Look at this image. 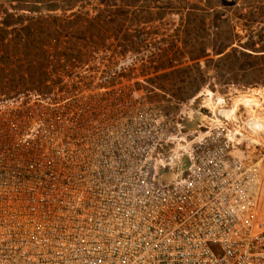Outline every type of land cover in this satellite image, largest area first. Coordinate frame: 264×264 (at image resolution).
Masks as SVG:
<instances>
[{"label":"built area","instance_id":"2783aa9c","mask_svg":"<svg viewBox=\"0 0 264 264\" xmlns=\"http://www.w3.org/2000/svg\"><path fill=\"white\" fill-rule=\"evenodd\" d=\"M108 56L91 68L133 63L129 50ZM74 63L46 71L90 66ZM122 86L0 93V264H264L262 141L213 123L195 130L183 174L157 177L182 148Z\"/></svg>","mask_w":264,"mask_h":264},{"label":"rangeland","instance_id":"374dc122","mask_svg":"<svg viewBox=\"0 0 264 264\" xmlns=\"http://www.w3.org/2000/svg\"><path fill=\"white\" fill-rule=\"evenodd\" d=\"M158 1L139 0L136 6L125 7L122 18H115L108 12L114 10V4L110 2V7H106L100 4V0H0V93L11 95L36 91L49 94L55 86L60 92L62 85H66V91L72 95L81 90L89 94L94 93L96 85L103 80L118 81L123 84L124 97L128 96L124 85L132 88L133 95L131 92L129 95L137 111L151 112L159 118L171 146L182 148L184 152L195 133L214 125L209 121L213 117L212 107L207 105L209 97L213 100L212 105L219 97L225 100L223 107L231 109L232 97L246 93L258 99L264 112V0H160L175 6V9H167L162 18L156 17ZM144 6H148L151 19L147 23L134 22L131 15ZM191 7H195L197 17L203 19H196L197 25L186 27L188 22H192L185 16L187 8ZM98 12L108 16L93 19ZM72 14L84 18H76ZM216 17L219 18L217 21ZM55 19H62V22ZM214 23L219 25L217 29ZM188 30L191 33H187ZM185 38L191 39L189 43L197 48L199 54L203 51L204 56L197 62L204 75L198 77L195 67H192L191 73H196L197 79H169L163 83L149 81L155 74L145 75L143 72L152 71L147 59L157 50L148 45L165 48L167 45L160 43L161 40ZM135 42H141L147 48H137L133 52L130 47L134 49ZM225 42L230 46L220 54L215 53ZM72 45L74 51L66 50ZM178 45L182 46L180 42ZM246 45H252V49ZM118 49L122 52L129 50L133 56L129 71L106 74L91 68L98 63L101 65L112 51ZM227 53L230 56L223 59ZM60 56L74 58L72 67L80 68L83 63H90V66L76 70L78 72L55 74L53 80L46 66L48 60ZM194 63L187 58L160 72L191 67ZM60 77L64 80L59 83ZM191 85H201L200 91L182 103L171 98L170 90L164 93L159 89L174 90ZM195 105L199 109L197 132L187 131L183 122L194 120ZM242 105H238L235 111L233 124L247 117ZM221 121L232 126L224 119ZM177 123L182 128L177 129ZM179 132L182 133V141L178 140L181 137ZM251 134L264 144L263 133ZM262 200L264 202V195Z\"/></svg>","mask_w":264,"mask_h":264},{"label":"trees","instance_id":"16d2710c","mask_svg":"<svg viewBox=\"0 0 264 264\" xmlns=\"http://www.w3.org/2000/svg\"><path fill=\"white\" fill-rule=\"evenodd\" d=\"M246 1V0H244ZM258 1V0H255ZM113 3L114 4V10H110L108 11L111 15H113L115 18H122L125 14V7H134L136 6V4H138L139 0H100V4L105 5L106 7H110L109 3ZM112 6V4H111ZM156 8L159 9V12L157 14V18H162L165 15V11L167 9H175V6H172V4L170 2H164V1H158V5H156ZM169 9V10H170ZM196 8L195 7H191V8H187L185 16L186 19H191L192 22H188L186 24V27L191 26V24H196L197 25V21L196 19H203V18H198L197 14H196ZM148 6H144L143 8L139 9L138 12H133V14L131 15V19L134 20V22H141V23H147L148 20H150L151 15L150 12L148 11ZM74 16L76 18H84L81 15H71ZM108 16V15H107ZM107 16H104L103 13L98 12L96 14L95 17H93V19H101V18H105ZM216 21L219 19L218 17L215 18ZM56 21L62 22V19H55ZM136 20V21H135ZM195 21V22H194ZM201 21H199V24ZM65 23V22H64ZM216 29L219 27V25L217 23H214L213 25ZM187 33H191L189 30L186 31ZM146 35V34H145ZM148 35V34H147ZM139 36V34L137 35ZM147 39V38H144ZM180 42L182 44V46L178 45V42ZM189 41H191L190 38H185L184 40H161L160 43H165L167 45V47L162 48L160 46H156L155 44L152 45H148V47H153L155 50H157V52L152 53L148 59L147 62L152 66V71L148 70H144L143 74H152L154 73V77L149 78V81H161V83L165 82L166 80L169 79H178V78H191L192 79H197L198 77H202L204 75V72H202L201 70H199L198 68V60L200 58H202L204 55H202L203 51H201L202 53L199 54L196 49L194 47V45H191L189 43ZM135 48L133 49V47H130V50L133 52H136L137 48H141V47H146V45H142V43L138 42V43H134ZM230 46V44L228 42H225V44H221L220 45V49L216 50L215 53H222L224 52V50H226V48ZM248 46V48L252 49V45H246ZM66 50L69 51H74V45H72L69 48H66ZM235 51V50H234ZM242 55H245L244 53ZM230 56V53L225 54L223 57V59H226ZM250 57V55H247ZM189 59L192 61H195V63L193 64V66H188V67H182V68H177L174 70H170L169 72H160V71H164L165 69L174 67L177 64H180L182 60L184 59ZM192 67H195V70L197 72V76L196 73L194 75V73H191V69ZM191 68V69H190ZM151 72V73H150ZM201 85H191V86H185L183 88H176V89H165L164 87H160L159 89L164 92L167 93L170 90V96L173 100H175L176 103H182L187 101L188 99L192 98L197 92L200 91Z\"/></svg>","mask_w":264,"mask_h":264},{"label":"bare ground","instance_id":"6f19581e","mask_svg":"<svg viewBox=\"0 0 264 264\" xmlns=\"http://www.w3.org/2000/svg\"><path fill=\"white\" fill-rule=\"evenodd\" d=\"M211 99V97L207 99V105L208 107H212L213 112V117L211 118V120H209L211 122V125L213 123L216 124L217 122H220L222 119H224L225 121L232 124V126H234L233 129H236L235 131H238L244 138V140H246L247 142H258L257 138L254 137V135H252L251 133L261 132L264 134V112L259 106L258 99L255 96L245 93L232 97L231 109L223 107L225 103L224 99L217 97L214 105H212L213 100ZM240 104L247 106V117L245 120L240 118V121L237 123V125L233 124V121L235 120V111ZM249 105H253V107L249 108Z\"/></svg>","mask_w":264,"mask_h":264},{"label":"water","instance_id":"95a60500","mask_svg":"<svg viewBox=\"0 0 264 264\" xmlns=\"http://www.w3.org/2000/svg\"><path fill=\"white\" fill-rule=\"evenodd\" d=\"M194 111H195L194 120L192 122H183V125L186 127L187 131L195 130L196 126L199 123V120H198L199 119L198 118L199 109H198L197 105H195ZM174 163L176 165L170 166V164L169 165L166 164L165 167H158L157 177L163 178L166 175H168V176L171 175L173 172L183 174L190 165V159H189L188 153L187 152H181L179 157L176 160H174Z\"/></svg>","mask_w":264,"mask_h":264}]
</instances>
